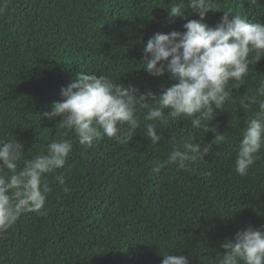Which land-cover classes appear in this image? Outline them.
<instances>
[{
  "label": "trees",
  "instance_id": "trees-1",
  "mask_svg": "<svg viewBox=\"0 0 264 264\" xmlns=\"http://www.w3.org/2000/svg\"><path fill=\"white\" fill-rule=\"evenodd\" d=\"M176 2L8 0L0 14V138L21 142L25 159L46 153L52 140H71L73 147L65 167L43 177L52 188L46 215L26 212L0 233V264H161V254L213 264L226 239L248 227L264 230V149L247 175L235 171L240 133L258 110L239 101L264 81V57L238 86L229 83L234 100L210 125L225 140L186 169L165 163L152 170L174 145L191 138L203 147L214 138L185 118L158 124L162 139L155 145L144 137L141 115L129 144L105 136L86 148L71 129L56 126L59 117L42 115L63 100L61 89L79 72L108 76L140 94L159 95L174 84L168 74L149 75L142 59L155 33L182 32L187 20L199 19L191 10L170 19L167 9ZM212 2L216 10L203 21L209 26L223 12L264 23V0ZM60 174L64 185L55 179Z\"/></svg>",
  "mask_w": 264,
  "mask_h": 264
},
{
  "label": "clouds",
  "instance_id": "clouds-1",
  "mask_svg": "<svg viewBox=\"0 0 264 264\" xmlns=\"http://www.w3.org/2000/svg\"><path fill=\"white\" fill-rule=\"evenodd\" d=\"M249 3L256 4L257 0ZM7 6L8 0H0V14ZM188 10L199 19L187 20L182 32H157L143 46L142 69L153 77L168 74L175 81L159 95L151 91L140 94L137 88L125 87L108 76L79 72L61 89L63 100L54 102L51 111L42 115L47 119L59 117L56 126L71 129L79 145L86 148L105 136L121 145L129 144L140 126L141 115L145 121L144 137L155 145L162 139L157 132L158 124L165 123L166 118H185L193 129L205 134L211 132L214 138L203 147L191 138L174 145L166 162H157L152 170L159 172L165 163L186 169L189 161L203 159L211 145L225 140V134L210 125L218 110L234 100L230 81L235 82L234 87L238 86L249 74V66L264 57V23L223 12L220 21L209 26L203 21L209 10H216L212 0H179L167 9L172 20L184 18ZM261 98H264V81L253 94L239 101L244 110L258 104V110L249 116L240 133L235 171L241 176L248 174L264 149V99ZM149 100L154 104L150 105ZM144 109L146 114L141 111ZM72 147L71 140H52L46 153L25 159L21 142L16 138H0V233L26 212L46 215L45 204L52 188L43 177L65 167ZM55 179L58 184H65L63 174ZM221 248L224 251L213 264H264V230L248 227L238 231L231 240L222 242ZM161 255V264H188V258L183 255Z\"/></svg>",
  "mask_w": 264,
  "mask_h": 264
}]
</instances>
